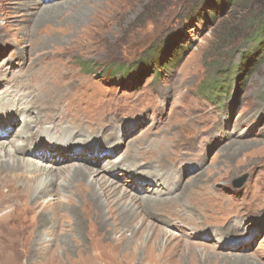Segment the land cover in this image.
<instances>
[{
  "label": "rangeland",
  "instance_id": "374dc122",
  "mask_svg": "<svg viewBox=\"0 0 264 264\" xmlns=\"http://www.w3.org/2000/svg\"><path fill=\"white\" fill-rule=\"evenodd\" d=\"M206 1L0 0V79L50 71L85 121L62 159L0 167V264H264V62Z\"/></svg>",
  "mask_w": 264,
  "mask_h": 264
},
{
  "label": "bare ground",
  "instance_id": "6f19581e",
  "mask_svg": "<svg viewBox=\"0 0 264 264\" xmlns=\"http://www.w3.org/2000/svg\"><path fill=\"white\" fill-rule=\"evenodd\" d=\"M48 72L50 71L32 74L30 79L27 80L29 83H22L21 86H17L15 83H9L8 85L9 80H5L6 78L0 79V87L6 86L5 89H2L3 92L0 93V131L7 125L21 118H23L26 128L21 132L23 138L21 137L22 139L18 140V142H13L16 137L11 143L0 141V167L8 166L14 168L20 166L18 165L19 163H24V152L28 153L29 149L32 157L40 159L39 161L31 158L26 159L25 163H30L32 166H39L43 162H49L48 157L50 156H52L53 160H60L65 156V153L72 149L76 150L75 147L71 148L69 144L64 141V136L61 135V133L64 129H81L83 128V124L80 122L84 123L85 121L83 119L69 120L67 115L61 113L63 110V95L68 92L69 88H65L61 96L59 91L60 88H55V86L58 85L55 80L49 87L46 84V73ZM56 74L57 73H55L54 77H56ZM33 107H36L35 110L45 107L47 110L38 113L32 109ZM9 133V131H1L0 140H5ZM53 135L59 136L57 137L58 140L47 142ZM29 146H31V148H29ZM35 154L39 155L35 156ZM117 164L118 162H115V165L112 167L117 168ZM73 168L76 172L83 174L80 176L88 178L91 184L100 183L104 180L105 188L111 185L108 183L109 179H101L102 174L105 175V170L99 171L96 169L90 171L87 166L83 164H78L77 166H73ZM50 169H53V167H49L48 170ZM107 172H109L108 168ZM46 173L49 174V172ZM23 176V174H18L15 177ZM30 179H34V176H31ZM44 179L46 181L45 187L42 188L47 189L49 183L48 176H45ZM151 181L154 182V180ZM145 186L148 188L150 187L148 185ZM145 186L143 185L142 188H145ZM41 189L38 188V191ZM0 205H2V202H0Z\"/></svg>",
  "mask_w": 264,
  "mask_h": 264
},
{
  "label": "trees",
  "instance_id": "16d2710c",
  "mask_svg": "<svg viewBox=\"0 0 264 264\" xmlns=\"http://www.w3.org/2000/svg\"><path fill=\"white\" fill-rule=\"evenodd\" d=\"M202 2H195L194 8L197 9L198 14L202 15L203 9L199 7ZM205 3H210L211 7L217 10H224L226 14L231 17L240 18L245 17V25L247 28V37L254 38L257 41V61H260L257 66H260L264 62V0H207ZM242 22V21H241ZM244 24V22H242ZM241 24V23H240ZM150 51H155L154 55H151ZM148 57L144 59L151 60L149 64L161 63L158 58L162 52L156 47H151L148 50ZM259 56H261L260 59ZM173 58H169L168 63H172ZM164 63L165 61L162 60ZM253 62V61H252ZM161 63V65L163 64ZM167 64V63H166ZM165 64V65H166ZM253 64V63H252ZM138 69L130 70L129 73L137 74Z\"/></svg>",
  "mask_w": 264,
  "mask_h": 264
}]
</instances>
